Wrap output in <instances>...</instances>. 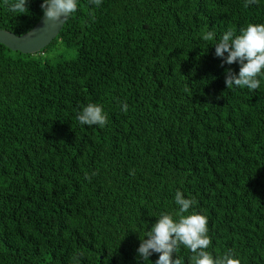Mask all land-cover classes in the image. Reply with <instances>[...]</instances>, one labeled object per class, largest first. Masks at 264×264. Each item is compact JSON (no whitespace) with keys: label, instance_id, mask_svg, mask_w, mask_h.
Instances as JSON below:
<instances>
[{"label":"trees","instance_id":"16d2710c","mask_svg":"<svg viewBox=\"0 0 264 264\" xmlns=\"http://www.w3.org/2000/svg\"><path fill=\"white\" fill-rule=\"evenodd\" d=\"M41 3L0 0V29L26 34ZM245 4L78 0L39 53L0 44V264H155L137 249L161 213L178 219L177 190L207 216L208 252L264 264V76L227 89L239 65L214 47L264 24V0ZM89 103L104 127L77 120Z\"/></svg>","mask_w":264,"mask_h":264},{"label":"clouds","instance_id":"9594fccd","mask_svg":"<svg viewBox=\"0 0 264 264\" xmlns=\"http://www.w3.org/2000/svg\"><path fill=\"white\" fill-rule=\"evenodd\" d=\"M99 6L102 0H90ZM29 0H4L8 10L21 15L28 12ZM258 3V0H246L245 6ZM41 10L43 21L59 23L69 19L78 11V0H42ZM214 31L202 34L204 41L215 38ZM215 56L222 59L221 67L225 64L239 65L238 74L231 68L225 71V85L227 89L247 87L255 91L260 87L259 77L264 76V24L249 23L246 28L236 35L232 30L223 33L218 43L215 44ZM227 54V55H225ZM122 110L127 111V103L122 104ZM77 120L82 125L89 127L98 125L104 127L107 114L102 105L89 103L77 114ZM175 203L179 206L178 219L172 214L161 213L151 230L146 232L144 239H140L137 249L138 257L149 261L153 254H158L155 264H185L184 260L176 254L181 246L192 253L190 264H241L239 258H234L235 253L228 250L222 256H214L207 249L212 245L208 235V218L205 215L193 213L184 215L197 203L195 198L185 199L183 193L177 190Z\"/></svg>","mask_w":264,"mask_h":264},{"label":"water","instance_id":"95a60500","mask_svg":"<svg viewBox=\"0 0 264 264\" xmlns=\"http://www.w3.org/2000/svg\"><path fill=\"white\" fill-rule=\"evenodd\" d=\"M66 21L63 18L59 23L43 21L42 16L29 32L21 36L0 29V44L12 51L23 54L39 53L57 38Z\"/></svg>","mask_w":264,"mask_h":264}]
</instances>
